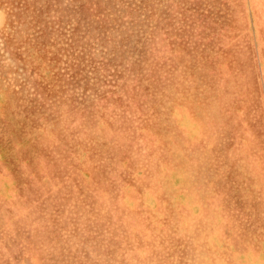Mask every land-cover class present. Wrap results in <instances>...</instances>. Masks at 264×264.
I'll use <instances>...</instances> for the list:
<instances>
[{"label":"rangeland","instance_id":"obj_1","mask_svg":"<svg viewBox=\"0 0 264 264\" xmlns=\"http://www.w3.org/2000/svg\"><path fill=\"white\" fill-rule=\"evenodd\" d=\"M0 264H264V0H0Z\"/></svg>","mask_w":264,"mask_h":264}]
</instances>
